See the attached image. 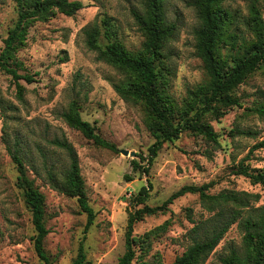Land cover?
<instances>
[{"label": "rangeland", "instance_id": "rangeland-1", "mask_svg": "<svg viewBox=\"0 0 264 264\" xmlns=\"http://www.w3.org/2000/svg\"><path fill=\"white\" fill-rule=\"evenodd\" d=\"M81 1L83 7L74 15L56 13L29 28L25 46L16 54L24 66L20 72L35 76L31 83L19 80L24 86L23 99L17 98L11 77L0 71V102L4 107L11 106L4 111L5 117L0 115V264H42L33 249L31 212L16 184L18 172L4 141L13 142L15 136L23 139L28 174L44 194L48 233L43 245L52 264H72L80 245L90 264L117 263L125 251L129 212L136 208L131 199L142 186L149 189L145 203L150 206L160 205L184 185L209 182L212 185L207 193L225 188L245 190L259 194L256 205L264 203L263 186L232 173L250 147L264 138V115L252 110L264 105V71H254L236 88L239 105L230 107L219 120L205 117L217 133L219 145L213 147L202 135L184 131L177 139L165 142L148 165V146L154 138L146 124L145 108L115 92L113 83L123 75L98 59L97 51L87 47L84 33L96 25L100 30L98 42L103 47L108 42L102 24L106 18L128 50H140L145 37L132 11H141L144 0ZM250 2L227 0L224 5L245 16ZM257 3L264 19V0ZM164 9L168 21L177 26L164 52L170 72L167 92L178 106L188 88L207 80L194 46V30L200 22L191 0H164ZM16 17L15 0H0V50ZM74 97L78 98L81 118L94 125L96 133L117 150L94 144L63 120L60 113ZM235 126L258 134L254 138L234 135L231 130ZM56 136L65 137L78 154L85 192L96 214L87 230L86 213L76 197L54 190L45 180L41 153L49 163H55L57 171L65 163V153L49 144ZM121 149L128 150V154ZM206 149L212 150L211 158L203 154ZM133 160L147 171L133 169ZM245 163L264 170V149L253 150ZM30 164L37 171L31 170ZM202 213L206 214L198 193L187 192L174 198L165 211L144 216L133 225L134 260L170 264L186 245L184 233ZM241 236L237 226L232 225L204 264H220L217 254L230 242L240 246Z\"/></svg>", "mask_w": 264, "mask_h": 264}, {"label": "trees", "instance_id": "trees-1", "mask_svg": "<svg viewBox=\"0 0 264 264\" xmlns=\"http://www.w3.org/2000/svg\"><path fill=\"white\" fill-rule=\"evenodd\" d=\"M97 1V0H94ZM258 0H251L248 13L243 16L225 6L227 0H191V5L199 18V25L194 30L196 55L202 60L207 80L187 89L186 98L181 105H176L167 92L169 66L164 52L167 41L176 33L177 26L165 16L164 0H144L141 11L132 14L145 39L142 48L128 50L117 38L114 25L104 18L103 35L108 42L102 47L98 42L100 30L96 25L84 30L86 45L97 51L98 59L114 66L123 75L113 83L115 92L125 100L140 102L146 112V124L154 138L148 146L147 164H151L162 145L177 139L184 131L202 135L206 140L219 145L217 133L207 118L219 120L226 111L239 105L236 88L254 71H264V19ZM17 17L2 40L0 50V71L9 75L16 86V96L23 99L26 83L35 81L34 74L21 73L23 62L16 54L25 46L29 28L37 21H45L56 13L74 15L83 7L81 0H15ZM0 115L11 106H2ZM254 112L264 115V105L253 107ZM61 117L71 127L94 144L117 150L113 143L102 138L95 131V126L81 118L78 98L70 100L61 111ZM234 135L256 137L257 131L235 126ZM6 149L16 165L17 186L22 189L24 201L31 212V221L35 230L32 236L33 249L42 264H52L44 249V239L48 229L44 223L45 198L35 184V178L28 174L22 149L23 139L15 136L13 142L4 140ZM49 144L65 153V163L56 170L55 163H49L44 153L43 167L45 180L51 188L68 196L76 197L80 209L86 213L85 230L93 223L95 211L90 206L85 192V185L80 172L78 154L74 146L65 137H54ZM256 149H264V138L255 142L235 166L233 174L248 178L252 183L264 187V170L250 168L245 160ZM211 149L203 154L211 158ZM24 153V155H23ZM133 169L147 171L135 160ZM31 170H36L33 164ZM130 179V178H127ZM212 182L202 185H184L173 192L160 205L150 206L145 203L149 196L147 186H142L131 199L136 206L129 212L125 231V251L115 264H148L135 261L136 250L132 235L133 225L144 216L163 212L168 204L187 192L198 193L206 214H201L193 225L184 233L186 245L170 264H204L214 252L232 225L241 232V245L230 242L217 254L220 264H264V203L256 205L259 194L245 190L222 189L218 193H207ZM142 204V206H138ZM138 206V207H137ZM72 264H90L82 245L79 246Z\"/></svg>", "mask_w": 264, "mask_h": 264}, {"label": "water", "instance_id": "water-1", "mask_svg": "<svg viewBox=\"0 0 264 264\" xmlns=\"http://www.w3.org/2000/svg\"><path fill=\"white\" fill-rule=\"evenodd\" d=\"M121 152L122 153H124V154H128V150H126V149H121ZM131 154H134V152L132 151V152H130Z\"/></svg>", "mask_w": 264, "mask_h": 264}]
</instances>
